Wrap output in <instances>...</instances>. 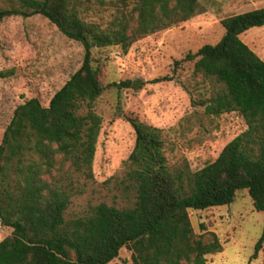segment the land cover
<instances>
[{"label": "trees", "instance_id": "1", "mask_svg": "<svg viewBox=\"0 0 264 264\" xmlns=\"http://www.w3.org/2000/svg\"><path fill=\"white\" fill-rule=\"evenodd\" d=\"M109 5L104 23L82 17L90 3ZM0 20L39 14L83 49L78 68L53 92L46 106L36 97L17 104L0 139V264H106L122 246L131 264H207L222 250L211 230L195 233L188 210L228 204L245 188L255 210L264 212V61L239 35L264 25V5L219 19L223 34L183 60L192 74L211 83L209 93L191 99L208 118L238 112L246 127L213 160L190 171L169 168L160 129L127 117L133 144L125 158V180L133 202L118 208L99 202L84 214L65 218L78 175L90 176L101 117L92 109L107 84L91 50L117 46L125 53L137 38L176 26L201 13L199 0H5ZM177 62V61H174ZM7 75L0 70V78ZM163 75L152 82L169 80ZM117 88L137 91L144 81L123 79ZM109 85V84H108ZM264 241V226L253 246Z\"/></svg>", "mask_w": 264, "mask_h": 264}, {"label": "rangeland", "instance_id": "2", "mask_svg": "<svg viewBox=\"0 0 264 264\" xmlns=\"http://www.w3.org/2000/svg\"><path fill=\"white\" fill-rule=\"evenodd\" d=\"M205 10L189 19L135 39L125 53L117 46L92 49L101 63V79L107 84L95 99L92 109L101 125L90 166V176L78 175L79 192L70 196L64 217L87 212L99 202L118 208L133 202L125 180V158L133 144V130L126 120L135 116L160 129L163 154L169 168L187 163L194 171L215 158L221 147L246 125L236 111L206 117L202 107L191 99L206 96L211 83L192 74L193 60H183L201 45L215 43L223 34L219 19L233 13L264 5V0H199ZM0 0V7L5 6ZM109 5L90 3L82 17L104 23ZM239 38L264 59V25L251 27ZM83 49L45 17L5 16L0 20V139L14 107L30 97L42 106L78 68ZM177 61V62H174ZM167 75L169 80L152 82ZM140 78L141 89L117 88L123 79ZM109 84V85H108ZM195 233L213 231L222 250L206 254L207 264H264V241L253 257V246L264 226V212L255 210L245 188L234 192L228 204L188 210ZM10 232L0 225V238ZM106 264H131L128 246H122Z\"/></svg>", "mask_w": 264, "mask_h": 264}, {"label": "crops", "instance_id": "3", "mask_svg": "<svg viewBox=\"0 0 264 264\" xmlns=\"http://www.w3.org/2000/svg\"><path fill=\"white\" fill-rule=\"evenodd\" d=\"M252 50V49H251ZM253 51V50H252ZM255 54H256V52L255 51H253ZM257 55V54H256ZM260 59H262L263 61H264V59H263V57L261 58L259 55H257Z\"/></svg>", "mask_w": 264, "mask_h": 264}]
</instances>
